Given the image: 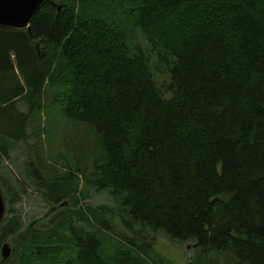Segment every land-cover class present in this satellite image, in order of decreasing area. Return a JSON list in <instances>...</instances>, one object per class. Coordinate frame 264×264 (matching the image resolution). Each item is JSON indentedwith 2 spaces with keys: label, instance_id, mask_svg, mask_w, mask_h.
I'll list each match as a JSON object with an SVG mask.
<instances>
[{
  "label": "trees",
  "instance_id": "16d2710c",
  "mask_svg": "<svg viewBox=\"0 0 264 264\" xmlns=\"http://www.w3.org/2000/svg\"><path fill=\"white\" fill-rule=\"evenodd\" d=\"M53 2L41 4L29 31L0 28V157L26 142L51 89L63 115L97 139L83 182L108 191L129 219L80 206L75 171L47 179L30 160L50 208L24 229L16 216L1 225L3 216L0 245L14 238L0 264H148L156 239L147 228L194 241L198 260L213 251L264 264V0ZM113 3L147 49L130 45L106 14ZM151 53L169 76L163 87ZM22 100L27 111L16 106ZM117 212L140 228L129 224L124 247L105 252L98 234L113 231Z\"/></svg>",
  "mask_w": 264,
  "mask_h": 264
},
{
  "label": "rangeland",
  "instance_id": "374dc122",
  "mask_svg": "<svg viewBox=\"0 0 264 264\" xmlns=\"http://www.w3.org/2000/svg\"><path fill=\"white\" fill-rule=\"evenodd\" d=\"M106 14L121 25L128 36L130 45L138 44L143 49L149 47L142 32L129 26L121 6L113 3L110 9L106 10ZM150 59L157 60L155 65L160 68L161 72L155 75V82L163 87L169 81V76L162 69L155 53H151ZM15 71L18 73L16 67ZM45 91L46 93L40 99V108L27 124L28 138L26 142L21 140L11 147L9 158L0 157V187L5 199L4 222L1 225L8 218L16 216V221L20 222L21 229H24L32 222L42 223L44 216L47 215L50 206L37 187L39 181L32 173V167L29 165L30 160L36 162L39 174L43 178L61 177L67 171H75V174L78 175L80 190L84 195L86 194L85 199L80 197V206L105 205L126 217L124 211L117 209V201L108 191L96 190L83 182L84 177L94 171V159L100 152L93 129L89 125L65 117L59 103L54 101L51 89H45ZM16 106L27 111L28 104L22 100ZM53 185L54 188L59 187L56 182ZM65 202L64 207L72 209L69 202L67 200ZM75 208L77 209L78 206ZM118 212L109 218L113 231H101L98 234L105 252L114 251L119 246L120 248L124 247H121L123 244L119 241V234L130 235L131 232L126 229L129 224L133 225L134 229L140 228V225L135 223H124ZM126 219L129 218L126 217ZM74 222L76 225L81 223L75 218ZM146 231L150 235H154L156 239L147 257L148 264H167V262L170 264L233 263V259L227 253L213 251H208L206 256L204 255L198 260L196 259L198 256L194 241L171 238L162 230L153 231L147 228ZM5 237L3 242H9V244L14 238L8 235Z\"/></svg>",
  "mask_w": 264,
  "mask_h": 264
},
{
  "label": "water",
  "instance_id": "95a60500",
  "mask_svg": "<svg viewBox=\"0 0 264 264\" xmlns=\"http://www.w3.org/2000/svg\"><path fill=\"white\" fill-rule=\"evenodd\" d=\"M44 1L53 0H0V28L27 29L29 31L32 17ZM60 7H57L59 10ZM5 212V200L0 188V223ZM11 254L9 242L0 247V257L7 259Z\"/></svg>",
  "mask_w": 264,
  "mask_h": 264
},
{
  "label": "flooded vegetation",
  "instance_id": "af4514ba",
  "mask_svg": "<svg viewBox=\"0 0 264 264\" xmlns=\"http://www.w3.org/2000/svg\"><path fill=\"white\" fill-rule=\"evenodd\" d=\"M1 188V187H0Z\"/></svg>",
  "mask_w": 264,
  "mask_h": 264
}]
</instances>
